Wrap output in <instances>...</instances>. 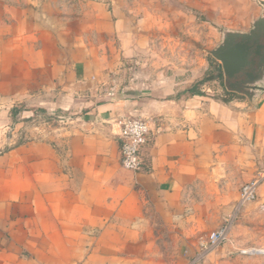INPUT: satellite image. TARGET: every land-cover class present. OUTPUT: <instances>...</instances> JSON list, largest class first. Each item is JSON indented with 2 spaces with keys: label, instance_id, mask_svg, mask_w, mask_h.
Returning a JSON list of instances; mask_svg holds the SVG:
<instances>
[{
  "label": "crops",
  "instance_id": "0c3cea01",
  "mask_svg": "<svg viewBox=\"0 0 264 264\" xmlns=\"http://www.w3.org/2000/svg\"><path fill=\"white\" fill-rule=\"evenodd\" d=\"M206 1L232 15V30H249L264 13V0ZM88 3L94 20L105 17L103 2ZM3 6L0 47L9 65L0 67V109L14 123H0V264H144L151 244L130 239L153 238L151 217L228 211L238 184L253 179L264 190V92L256 101L228 90L211 96L219 90L209 87L189 94L179 77L162 89L103 86L88 24L41 26L29 7ZM109 26L95 29L133 30ZM67 110L73 131H33L32 118ZM130 116L148 119L152 130L138 171L119 159L118 121ZM196 252L187 264L199 263Z\"/></svg>",
  "mask_w": 264,
  "mask_h": 264
},
{
  "label": "rangeland",
  "instance_id": "374dc122",
  "mask_svg": "<svg viewBox=\"0 0 264 264\" xmlns=\"http://www.w3.org/2000/svg\"><path fill=\"white\" fill-rule=\"evenodd\" d=\"M13 1L29 7V14L41 26L63 28L73 26L76 20L88 24L92 31L91 39L99 44L98 57L102 60L103 76L106 79L103 86L123 89L142 81L147 86L162 89L173 85V77H179V81H184L181 86L193 87L194 91H207V87L212 92L219 90L211 93V96L226 91L221 69L219 72L213 68V62L217 60L210 52L219 43L223 30L233 24L232 15L209 6L206 0H98L104 3L106 12L105 17L97 21L88 8V1L91 0H0V11L4 8L1 2L6 4ZM119 23L132 27V33L120 34L115 29L112 33L104 32L101 35L95 29L101 26L110 28L109 25L114 27ZM131 40L135 42H128ZM8 54L4 46L0 47V67L9 65ZM151 75L152 78H149ZM241 96L246 99L244 95ZM2 111L0 109V123H14H10L7 114ZM56 114L62 116L57 118L46 114L32 118L33 131L38 133L43 130L49 136L53 134V125L56 124L63 133L66 132L68 125L64 117L70 119L69 114L73 112L56 111ZM68 129L73 131V125ZM0 135L4 136L5 133ZM242 169L246 171L247 168ZM239 187L240 184L238 192ZM262 205L264 190L259 188L255 200L239 205L237 199L231 202L228 211L222 213H219V209L217 212L212 211L215 208L195 207L190 215L184 212L166 222L160 216L151 217L148 226L153 232V238L130 240L135 247L151 244L152 249L146 261L143 256L144 264H187L189 257L197 251L198 239L220 225L224 218L231 216L229 240L206 253L197 264H264L262 256H248L238 252L240 248L264 247ZM139 263L133 261V264Z\"/></svg>",
  "mask_w": 264,
  "mask_h": 264
},
{
  "label": "water",
  "instance_id": "95a60500",
  "mask_svg": "<svg viewBox=\"0 0 264 264\" xmlns=\"http://www.w3.org/2000/svg\"><path fill=\"white\" fill-rule=\"evenodd\" d=\"M210 53L220 64L226 90L259 99L264 92V13L247 31L224 29Z\"/></svg>",
  "mask_w": 264,
  "mask_h": 264
},
{
  "label": "built area",
  "instance_id": "2783aa9c",
  "mask_svg": "<svg viewBox=\"0 0 264 264\" xmlns=\"http://www.w3.org/2000/svg\"><path fill=\"white\" fill-rule=\"evenodd\" d=\"M118 124L120 164L123 168L131 171L141 170L143 167L141 150L152 132L150 121L140 116H130L119 120ZM258 184L259 180L257 179L241 184L238 199L239 205L255 200ZM261 207L264 208V205ZM231 228L232 218L227 216L217 228L201 236L196 244V257L202 258L209 251L225 244L229 240ZM238 252L242 255L264 257V247L262 246L240 248Z\"/></svg>",
  "mask_w": 264,
  "mask_h": 264
},
{
  "label": "trees",
  "instance_id": "16d2710c",
  "mask_svg": "<svg viewBox=\"0 0 264 264\" xmlns=\"http://www.w3.org/2000/svg\"><path fill=\"white\" fill-rule=\"evenodd\" d=\"M188 93L189 94H199L198 91H194L193 87L188 89Z\"/></svg>",
  "mask_w": 264,
  "mask_h": 264
}]
</instances>
